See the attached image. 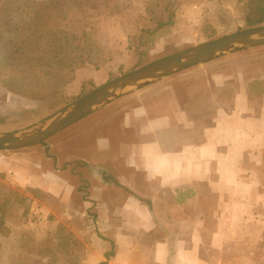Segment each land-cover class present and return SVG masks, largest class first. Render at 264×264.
I'll return each mask as SVG.
<instances>
[{
	"label": "crops",
	"instance_id": "obj_1",
	"mask_svg": "<svg viewBox=\"0 0 264 264\" xmlns=\"http://www.w3.org/2000/svg\"><path fill=\"white\" fill-rule=\"evenodd\" d=\"M106 67L77 69L67 95L106 83ZM66 129L52 156L39 144L0 149V174L81 194L96 215L86 224L103 233L83 264H264V44L127 92Z\"/></svg>",
	"mask_w": 264,
	"mask_h": 264
},
{
	"label": "rangeland",
	"instance_id": "obj_2",
	"mask_svg": "<svg viewBox=\"0 0 264 264\" xmlns=\"http://www.w3.org/2000/svg\"><path fill=\"white\" fill-rule=\"evenodd\" d=\"M260 25L264 0H0V134L42 122L98 87L67 95L82 64L107 66L110 81ZM70 133L39 147L52 156ZM82 204L81 194L54 197L1 173L0 264H83L87 244L103 233L86 224L96 215Z\"/></svg>",
	"mask_w": 264,
	"mask_h": 264
},
{
	"label": "water",
	"instance_id": "obj_3",
	"mask_svg": "<svg viewBox=\"0 0 264 264\" xmlns=\"http://www.w3.org/2000/svg\"><path fill=\"white\" fill-rule=\"evenodd\" d=\"M264 44V25L237 31L181 50L120 75L28 128L0 134V149L39 144L84 118L100 106L153 81L225 54Z\"/></svg>",
	"mask_w": 264,
	"mask_h": 264
},
{
	"label": "trees",
	"instance_id": "obj_4",
	"mask_svg": "<svg viewBox=\"0 0 264 264\" xmlns=\"http://www.w3.org/2000/svg\"><path fill=\"white\" fill-rule=\"evenodd\" d=\"M83 66H85V64L83 65L82 64V66L81 67H83ZM97 68V67H96ZM74 77V75L72 76V78ZM72 78L68 81V82H70L71 80H72ZM43 99V98H42ZM42 143V142H41ZM111 254H113V252L111 253ZM110 254L108 253V256H109Z\"/></svg>",
	"mask_w": 264,
	"mask_h": 264
}]
</instances>
